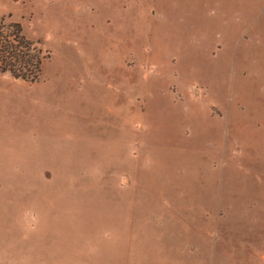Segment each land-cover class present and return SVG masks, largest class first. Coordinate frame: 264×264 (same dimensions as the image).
Listing matches in <instances>:
<instances>
[{"label": "rangeland", "instance_id": "obj_1", "mask_svg": "<svg viewBox=\"0 0 264 264\" xmlns=\"http://www.w3.org/2000/svg\"><path fill=\"white\" fill-rule=\"evenodd\" d=\"M208 11L0 0L4 34L49 56L37 82L0 72V264H129L153 248L146 204L201 221L262 201L264 51Z\"/></svg>", "mask_w": 264, "mask_h": 264}, {"label": "crops", "instance_id": "obj_2", "mask_svg": "<svg viewBox=\"0 0 264 264\" xmlns=\"http://www.w3.org/2000/svg\"><path fill=\"white\" fill-rule=\"evenodd\" d=\"M207 1L210 16L217 20L238 15V19L230 23L232 30L241 32L246 39L241 45L243 50H262L263 53L264 0ZM12 23L23 29L14 20L7 24ZM255 71L254 74L262 72ZM253 80L259 81L261 77L248 79ZM262 196V201L255 205H227L228 213L218 219L221 205L213 206L215 218H209L210 213H206L207 219L201 221L168 217L182 215L180 204H146L153 217L146 224L145 237L150 238L153 248L133 252L129 264H264V190ZM190 204L194 207L191 210H202L200 207L205 206Z\"/></svg>", "mask_w": 264, "mask_h": 264}, {"label": "trees", "instance_id": "obj_3", "mask_svg": "<svg viewBox=\"0 0 264 264\" xmlns=\"http://www.w3.org/2000/svg\"><path fill=\"white\" fill-rule=\"evenodd\" d=\"M6 29L9 33L4 34V28H0V72H10L14 78L26 82H37L48 54H43L38 44L23 36L19 24H9Z\"/></svg>", "mask_w": 264, "mask_h": 264}, {"label": "flooded vegetation", "instance_id": "obj_4", "mask_svg": "<svg viewBox=\"0 0 264 264\" xmlns=\"http://www.w3.org/2000/svg\"><path fill=\"white\" fill-rule=\"evenodd\" d=\"M35 53H33L32 55H34ZM10 73V72H9ZM11 74V73H10ZM12 75V74H11ZM14 77V75H12Z\"/></svg>", "mask_w": 264, "mask_h": 264}]
</instances>
